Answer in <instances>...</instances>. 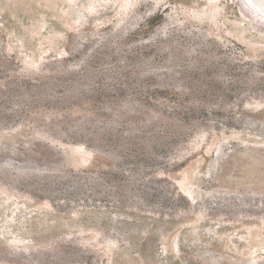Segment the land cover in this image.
I'll return each mask as SVG.
<instances>
[{
	"label": "rangeland",
	"instance_id": "obj_1",
	"mask_svg": "<svg viewBox=\"0 0 264 264\" xmlns=\"http://www.w3.org/2000/svg\"><path fill=\"white\" fill-rule=\"evenodd\" d=\"M240 4L0 0V264H264Z\"/></svg>",
	"mask_w": 264,
	"mask_h": 264
},
{
	"label": "water",
	"instance_id": "obj_2",
	"mask_svg": "<svg viewBox=\"0 0 264 264\" xmlns=\"http://www.w3.org/2000/svg\"><path fill=\"white\" fill-rule=\"evenodd\" d=\"M242 4V10L248 17H250L252 24L257 29H263L264 27V15L260 17V15L255 14V8H252L249 4L243 2V0H239Z\"/></svg>",
	"mask_w": 264,
	"mask_h": 264
},
{
	"label": "bare ground",
	"instance_id": "obj_3",
	"mask_svg": "<svg viewBox=\"0 0 264 264\" xmlns=\"http://www.w3.org/2000/svg\"><path fill=\"white\" fill-rule=\"evenodd\" d=\"M243 2L249 4L252 8H255L256 15H260V16L264 15V0H243ZM240 5L242 6V4Z\"/></svg>",
	"mask_w": 264,
	"mask_h": 264
}]
</instances>
